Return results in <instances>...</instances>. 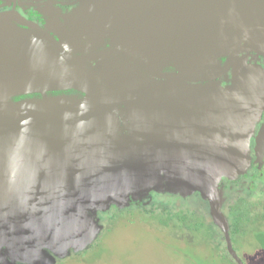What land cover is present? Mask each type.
<instances>
[{
  "label": "water",
  "instance_id": "1",
  "mask_svg": "<svg viewBox=\"0 0 264 264\" xmlns=\"http://www.w3.org/2000/svg\"><path fill=\"white\" fill-rule=\"evenodd\" d=\"M138 1L144 23L163 24L157 34L169 46L158 48L159 59L173 60L176 67L178 62L185 72L155 67L150 59L154 50L142 45L149 50L148 60L118 48L73 54L16 10L0 13V18L20 20L37 33L0 22V50L11 40L29 41L20 44L32 50L25 68L18 59L0 55V258L11 255L16 264L13 254L20 253L29 264H43L38 255L43 247L62 257L70 249L87 248L102 226L98 210L126 206L152 190L183 194L198 190L209 200L228 251L238 264H245L222 210L219 182L223 177L237 178L252 163L250 134L262 106L253 108L240 91L264 88V68L241 55L264 56V0ZM126 2L87 0L84 12L89 23L95 16V23L111 27L120 23ZM222 54L226 59L220 68L194 73L203 66L220 65ZM113 55L134 62L153 77L183 79L191 93L181 95L183 85L152 80L149 90L140 88L145 96L150 92V104L136 109L133 101L129 104L142 95L135 85L134 67L123 69L131 84L124 83L125 75L112 86L105 84L108 76L95 82L74 76L72 63ZM230 69L236 79L229 88L196 83L212 81ZM139 78L145 81L142 74ZM64 87L79 88L86 95L11 100L12 95L28 91L45 94L46 89ZM118 103L129 105L131 121L144 125L150 141L134 131L120 133ZM261 133L255 159L259 168L264 164V127Z\"/></svg>",
  "mask_w": 264,
  "mask_h": 264
},
{
  "label": "flooded vegetation",
  "instance_id": "2",
  "mask_svg": "<svg viewBox=\"0 0 264 264\" xmlns=\"http://www.w3.org/2000/svg\"><path fill=\"white\" fill-rule=\"evenodd\" d=\"M92 1L94 2V0ZM123 1H127L126 4H128V6H122L123 12H121L122 15L120 17L121 20H119L120 23L112 24L111 25L112 29L111 27L102 26V24L95 23V19H94L95 16H91L92 20H90V23L88 22V19L86 18V14L84 12L86 6L88 7L87 0H0V13L4 11L16 10L25 19L39 24L43 29H45L51 35H53L58 41L64 43L68 48L67 50H69L73 54L80 55V54L101 51L107 48H118L125 50L133 55L146 58L148 60L147 56H149L150 53L147 51L149 50L146 49L145 47H142V46H146L154 50V54H152L150 59L155 67L167 72H175V71L185 72V68H182L178 62H177L178 67H176L175 64L173 63V60L168 59L167 61H164L165 59L163 58L159 59L158 57V48L164 47L166 45L169 46V43L165 45L162 39H160L159 35L157 34V30L158 31L162 30L163 24L160 25L151 21V25L148 26L147 23H144L143 14L141 15L140 1L136 0L135 4L129 2L133 0H123ZM0 22L4 23L6 26H12L13 28L15 27V29H19L25 32L29 31L34 34H37L33 28L29 27L28 25H25L24 23H21L20 20H16L13 18H0ZM171 26H172L171 24L167 25V28L168 27L171 28ZM129 31H131V34L127 36ZM170 36H172V34H170ZM25 41L24 40L5 41V43L2 44V46H6V49H1L0 55L2 54L5 55L6 59L8 60L18 59L19 63L21 62L22 65L24 66V64H27L25 58L27 57V55L29 56L30 53L32 52L30 46L28 45L23 44V46L21 47L20 43H23ZM26 42L30 44L29 41ZM38 49H35L36 50L35 52H37ZM20 51L21 53L19 55ZM224 51L227 52L228 49H225ZM38 52H40V50H38ZM241 57H246L248 63L259 64L264 68V56L262 55H258L256 53H250V54H242ZM225 59H226L225 54H222L218 58V61L219 60L221 61L220 65L215 63L212 66L213 68L203 66L202 69L198 70L199 72H194V73L205 74L206 72H213L214 70H217L218 68L221 67ZM71 66L73 69L74 76L75 75L76 77L81 76L80 77L81 79L83 77H86L92 79L93 82H95V80H99L98 78H102L103 77L102 75L108 76L109 79L107 80V82H105V84L108 86H112L113 83L120 82L119 77H123L124 75H125L124 83L131 84V79L127 78V76L129 75L123 73L124 67L127 68V66H130V67H134L135 70H137L138 75L134 74L133 76L137 77L135 81V85L136 87H138V90H140L139 92L140 94H142L143 91V89L141 91L140 88H146L148 86L152 87L153 85L152 80L157 81L160 84H168L170 82H173L174 83L173 85L175 84L177 86L183 85V88L179 90L180 94L184 95L187 93H191L189 86L183 81V79H179V81H174V80L169 81L168 79L153 77L147 74L141 66L136 65L134 62L125 61L123 58L116 55L108 56L106 58L92 60L84 63L82 62L72 63ZM130 67H128V69H130ZM22 68H25V66ZM26 68L29 67L27 66ZM0 71L3 72L2 70ZM140 74L144 76L145 81H142V78H139ZM138 79L140 80L138 81ZM235 79L236 78L233 69H230L226 74H223L222 76L212 81L209 82L199 81L196 83L201 86H205L208 83L213 82L216 84H220L222 87L229 88L231 85H233ZM93 84L96 86L95 83ZM250 86H252V81L250 82ZM242 90L240 92L244 94V96L246 97L247 101L250 104L252 102L253 108H259L262 106L260 117L255 121L254 130L250 134V154L252 158V163L251 166L248 168V169L251 168L250 170H257L259 171L260 174H262L264 172V164L262 165L261 168H259L258 163L255 162V159H257L258 157L256 152V145L259 142V140H261L260 134L262 135L261 130L264 127V107H263L264 88L249 87L248 89H242ZM146 94H147L146 96L142 94L140 95L141 97L138 98L135 97V99H130L129 104H132L133 101L134 104H136V106H139L136 109L141 108V106L144 104L146 105L150 104L151 102L150 92ZM44 95L48 97L65 96L69 98H80V97H84L86 95V92L84 90L75 87L51 88V89H46L45 94L42 93L41 90H36V91H28V92L20 93L17 95H12L11 100L19 101V100H27V99L31 100L35 98L42 99ZM128 106L129 105L126 103H118V106L115 105V109L119 114L118 117L120 118L119 126H118L120 133L125 134L134 131L142 138L143 141L144 140L150 141L151 136L145 130L144 125L139 124V122L135 124L131 121L129 114L130 108ZM124 113H126L127 116ZM238 179L239 177L233 179L223 177L219 182V188L220 191L222 192V197H223L222 210L225 212V214L228 217L231 237H232V233H231L232 220L230 219V206H232L235 202H233L232 204L226 207L225 196L229 194L230 189L232 190L233 182ZM165 192L166 194L169 195V197H179L182 199L190 196L195 197L196 200H200L204 205H207L212 224L215 225V227L217 226L216 228L219 229L222 235L224 236L223 230L215 223L211 215L209 200L205 198L198 190H195L188 194H183L181 192H176V191H165ZM154 194H156L157 196L158 195L161 196L162 193L160 192L158 193L156 191L154 193V191H152L149 194L150 199H153V203H157V201H154ZM239 197L240 196H238L236 200ZM180 205L181 204H178V206ZM112 206L119 207L113 204L106 210H98L97 215L99 216V220L103 221L102 219L103 214L110 212ZM180 210H183V212L186 213L184 209H179V210L172 209L171 211L175 212ZM169 221H180V220L172 218ZM182 222H186V221H182ZM2 248L3 250H5L4 246ZM73 251L76 252V250ZM13 255L14 257H16L15 260L16 264H29L27 263V260L24 261L22 259V257H24L22 254L15 253ZM38 255H39V260L43 264H52L53 261H54L53 264H59L61 261L64 260L60 258L62 256L54 253L53 250L47 247H43V249H41V252H38ZM57 258L60 260L57 261ZM0 264H12L11 255H8L4 259L0 258Z\"/></svg>",
  "mask_w": 264,
  "mask_h": 264
},
{
  "label": "rangeland",
  "instance_id": "3",
  "mask_svg": "<svg viewBox=\"0 0 264 264\" xmlns=\"http://www.w3.org/2000/svg\"><path fill=\"white\" fill-rule=\"evenodd\" d=\"M250 169L233 182L225 196L226 207L238 196L264 204V172ZM156 192L162 193L154 194L158 205L148 194L136 201L139 209L128 204L129 208L118 210L116 217L111 212L103 214V221L98 220L102 226L87 251L80 255L70 249L59 264H238L221 231L212 224L207 205L195 197L182 199ZM146 208L154 209L155 214L145 212ZM167 209H184L189 216L186 222L169 221L167 225L157 214ZM196 222H202V229L192 228ZM261 225L256 234L241 235L234 243L245 264H264V219Z\"/></svg>",
  "mask_w": 264,
  "mask_h": 264
},
{
  "label": "trees",
  "instance_id": "4",
  "mask_svg": "<svg viewBox=\"0 0 264 264\" xmlns=\"http://www.w3.org/2000/svg\"><path fill=\"white\" fill-rule=\"evenodd\" d=\"M139 200L138 199L130 200L129 206L139 209L138 208L139 205L136 202V201L140 202ZM154 204H157V203H154ZM260 204H262L261 201H250L246 197L240 196L237 199V201L232 206H230V219L232 220V232L231 233H232L233 243H237L239 236L241 235L245 236L246 234H252V233L256 234L257 229L263 228L261 225V221L264 219V204L263 205H260ZM126 206L127 207L124 206V208L123 207L118 208L116 206H112V209L110 211L112 213L111 215H114L116 217L118 210H126V208H129L128 205ZM144 211L147 213H152V215L155 214L154 209H151V208L149 209L146 208L144 209ZM119 214L121 215L122 213L119 212ZM157 214L159 216L158 218H160V221L163 223H167V225H169V220L172 218L180 220L182 222V221H185L189 216L187 213H184L183 210L172 212L169 209L165 211H161ZM191 225H192V228L195 230H198L199 228L202 227L201 222H196ZM86 251H87V248L79 250L78 252L80 253L78 254L80 255L84 254V252Z\"/></svg>",
  "mask_w": 264,
  "mask_h": 264
}]
</instances>
